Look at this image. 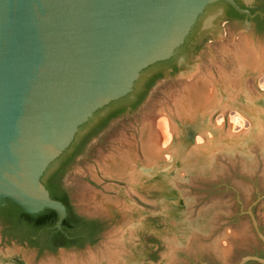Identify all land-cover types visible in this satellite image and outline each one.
<instances>
[{
	"label": "rangeland",
	"instance_id": "rangeland-1",
	"mask_svg": "<svg viewBox=\"0 0 264 264\" xmlns=\"http://www.w3.org/2000/svg\"><path fill=\"white\" fill-rule=\"evenodd\" d=\"M245 8L260 0H239ZM209 6L135 108L151 72L65 168L74 212L99 221L95 244L51 250L9 236L0 264H238L264 256L249 207L264 195V30ZM258 67H263L258 72ZM109 110L83 125L70 152ZM246 132V133H244ZM152 148V149H151ZM252 212L264 235V199ZM23 241V242H22Z\"/></svg>",
	"mask_w": 264,
	"mask_h": 264
},
{
	"label": "water",
	"instance_id": "water-1",
	"mask_svg": "<svg viewBox=\"0 0 264 264\" xmlns=\"http://www.w3.org/2000/svg\"><path fill=\"white\" fill-rule=\"evenodd\" d=\"M219 2L248 25L262 14L236 0H0V200L32 215L54 210L61 229L67 208L44 177L81 127L127 97L146 69L172 59ZM263 199L248 214L264 245L252 212ZM248 261L264 264L254 255L238 264Z\"/></svg>",
	"mask_w": 264,
	"mask_h": 264
},
{
	"label": "trees",
	"instance_id": "trees-1",
	"mask_svg": "<svg viewBox=\"0 0 264 264\" xmlns=\"http://www.w3.org/2000/svg\"><path fill=\"white\" fill-rule=\"evenodd\" d=\"M236 2L242 8H245L240 3L239 0H236ZM222 3L226 5L228 19H234V18L236 19V18L244 17L243 15L235 11L228 4L224 2ZM248 9L251 11L252 14H254L255 12L263 11L264 7L255 6L253 8H248ZM254 20L257 21L261 29L264 30V23L259 21V16H257ZM190 35L188 36V38L190 37ZM163 62L165 61L158 62L156 64ZM148 69H146L145 71H147ZM161 76L162 74H160L158 77ZM155 80L156 78H154V80L151 81L146 86L145 92L141 94L137 103L131 106L132 109L135 108L136 105L143 100L148 89L153 85ZM123 99L124 98H121L117 101H113L107 107L115 105L116 103L121 104ZM125 111H126L125 107L121 108L118 111L112 112L107 119L101 121L100 124H98V126H96L95 129H93L90 135L82 139V142L78 147H76L73 155H71L69 158H67L68 157L67 156L64 162H62V164L59 166V168H57L54 172L51 173V175L48 178L45 179L44 185L49 191L50 197L53 200L63 203L67 208V217L64 219L62 223L61 229L58 230L55 228V225L59 218L56 211L45 209L41 213L32 215L25 213L21 207H19L15 203H12L11 206L7 207L6 209H2L1 212V216L4 219V221L7 223L10 231L9 234L7 235L13 237H21L24 240L28 241L30 244L43 243V239L47 237V240L44 241V244L53 251H56L60 248H67V249L79 248V247H84L87 244L96 243L95 237L98 236L99 233L102 231L103 225L99 221L89 220L74 212L71 206L70 195L67 189H64L63 176L65 173V168L69 165V163H71L74 160L76 156H78V154L85 146L86 142L92 136L98 134V132L102 130V128L108 123V121H110V119L115 118L116 116L122 114ZM75 142L76 139L74 143ZM71 147L69 148V150L71 149ZM69 150H67L63 155H65Z\"/></svg>",
	"mask_w": 264,
	"mask_h": 264
},
{
	"label": "flooded vegetation",
	"instance_id": "flooded-vegetation-1",
	"mask_svg": "<svg viewBox=\"0 0 264 264\" xmlns=\"http://www.w3.org/2000/svg\"><path fill=\"white\" fill-rule=\"evenodd\" d=\"M261 2H262V4H260V5H258L257 7H264V0H260ZM219 3H221V4H223L222 2H219ZM241 3V2H240ZM217 4V3H216ZM215 5V4H214ZM243 5V4H242ZM244 6V5H243ZM251 8H253V7H251ZM223 12H224V14H225V17H226V20L227 21H230V20H233V19H228V17H227V11H226V5L225 4H223ZM262 14H257L256 15V17L257 16H259V21H261V22H263L264 23V10L263 11H260ZM256 13V12H255ZM244 16V15H243ZM245 17V16H244ZM255 17V18H256ZM255 18H253V19H251L250 20V22H255V23H257V21H255L254 19ZM235 19V18H234ZM236 19H239V18H236ZM259 25V24H258ZM258 29H260V30H263V29H261V27H258ZM150 69H155L154 71H152L151 72V74H150V76L147 78V80H146V83H145V85H144V90H143V92H141L139 95H138V99H139V97L141 96V94H143L144 92H145V90H146V86L151 82V81H153L154 80V78H159L158 76L160 75V74H163V72H165L166 70H168V69H170V70H174L175 69V65H174V63H173V58L172 59H170V60H168V61H165V62H163V63H159V64H156V65H153L151 68H149L148 70H150ZM138 99H137V101H138ZM125 107V109L127 110L128 109V107L127 106H125V105H121L120 103H116L115 105H112V106H109V107H106V108H109V110L99 119V121L88 131V132H86L85 134H84V136H83V138H85V137H87L88 135H90L91 134V132L93 131V129H95V127L96 126H98V124H100V122L101 121H103V120H105V119H107L109 116H110V114L112 113V112H114V111H118L119 109H121V108H124ZM111 120V119H110ZM109 122V121H108ZM104 128V127H103ZM102 128V129H103ZM72 148V147H71ZM75 152V150L74 151H72V152H70V150L65 154V155H63L60 159H59V161H60V164H59V166L62 164V162H64V160L66 159V158H64V156H66L67 154V158H69L71 155H73V153ZM64 158V159H63ZM59 166H58V168H59ZM57 169V168H56ZM55 169V170H56ZM52 173V172H51ZM51 173L48 175V176H46V177H44V180L43 181H45V179L46 178H48L50 175H51ZM63 185H64V183H63ZM64 189H66V187L64 186ZM61 249H64V250H69V249H67V248H61ZM258 256V255H257ZM258 257H261V258H264V256H258ZM246 264H260V263H258L257 261H248Z\"/></svg>",
	"mask_w": 264,
	"mask_h": 264
},
{
	"label": "bare ground",
	"instance_id": "bare-ground-1",
	"mask_svg": "<svg viewBox=\"0 0 264 264\" xmlns=\"http://www.w3.org/2000/svg\"><path fill=\"white\" fill-rule=\"evenodd\" d=\"M152 149V148H151Z\"/></svg>",
	"mask_w": 264,
	"mask_h": 264
}]
</instances>
